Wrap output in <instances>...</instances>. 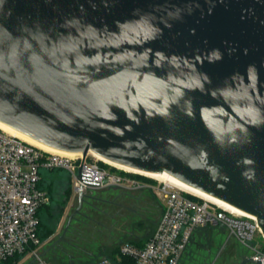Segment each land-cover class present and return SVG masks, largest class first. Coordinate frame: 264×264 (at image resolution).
Listing matches in <instances>:
<instances>
[{
	"label": "water",
	"instance_id": "1",
	"mask_svg": "<svg viewBox=\"0 0 264 264\" xmlns=\"http://www.w3.org/2000/svg\"><path fill=\"white\" fill-rule=\"evenodd\" d=\"M0 122L167 173L264 234V0H0Z\"/></svg>",
	"mask_w": 264,
	"mask_h": 264
},
{
	"label": "built area",
	"instance_id": "2",
	"mask_svg": "<svg viewBox=\"0 0 264 264\" xmlns=\"http://www.w3.org/2000/svg\"><path fill=\"white\" fill-rule=\"evenodd\" d=\"M85 160L82 156L70 159L49 153L0 129V264H50L41 253L38 236L39 211L50 201L48 191L41 186L44 172L69 171L75 197L90 188L88 183H97L99 187H139L124 176L89 165ZM157 192L164 201V211L143 247L121 246V256L131 259L126 264H179L195 230L208 225L225 229L229 237L252 252L249 258L254 264H264V234L256 217L240 214L175 185L163 183ZM257 236H261V243H254ZM97 264L117 263L102 259Z\"/></svg>",
	"mask_w": 264,
	"mask_h": 264
},
{
	"label": "rangeland",
	"instance_id": "3",
	"mask_svg": "<svg viewBox=\"0 0 264 264\" xmlns=\"http://www.w3.org/2000/svg\"><path fill=\"white\" fill-rule=\"evenodd\" d=\"M76 162V164L78 165L79 162H81V159L77 160ZM85 163L94 166L96 165L102 170L109 171L117 175H121L120 172L132 174V172H127L111 165H108L98 160L93 154L90 153L86 157ZM124 177L129 179L130 182L138 184L139 187H128L122 184H111L108 186L101 187L103 188L101 190L91 189L90 195L93 197H108L110 195H120L121 192L125 190H135V193L137 195H135L136 198H133L132 201L135 203H140L142 202L141 200H143L142 203H146V205L142 204L143 206H145L146 209L142 219L146 221L152 219L155 221L156 224L159 221V218L161 217V207L159 204V200L161 199V197L159 196L157 189L165 182L158 178L148 177L156 182V184L152 186L148 183H142L138 179H135V177ZM43 182L45 185H52V197L51 201H49L52 216L50 215V212L49 214H42L43 222L45 223L46 227H49L52 230V235L43 240L41 248L42 255L47 254V257L56 264H86V262L90 260L88 258H91L90 254L88 255L81 251L78 252L77 249H74L68 243L70 240H73L72 236H74L73 233L76 231L77 228H88L85 226L86 224H84L86 221L81 224L79 219L76 218L74 220H71L67 228L70 216L76 211L79 205L78 197L72 195L70 199L66 198V192L70 191L71 189L73 190L72 175L67 170L54 169L46 172L43 175ZM151 187L156 190L155 193L150 191ZM139 189H144V191L147 192L138 193L140 192L137 191ZM161 203L164 204L163 199H161ZM88 208V206L84 205L83 212H87L94 219H102L104 217L102 215H97L95 211L88 212ZM155 212L157 213L155 214ZM137 227L140 228V226ZM65 230L66 233L64 234ZM151 231H149L146 235L143 231H137V235L134 238L137 240L142 238L143 242H147L154 233H152ZM254 241V243H261V236H257ZM190 248H193L196 253L193 255V257H191V251L186 252L180 264H235L241 263L243 257L249 258L252 255V252L250 250L237 243V241L233 238L229 237L227 231L223 228L215 230L206 229L205 231L198 232L197 236H195L192 247ZM198 250L201 251L198 253ZM100 258L102 257H97L96 260L92 261L91 263L89 262V264H96V262ZM117 260L119 261L121 259L117 257Z\"/></svg>",
	"mask_w": 264,
	"mask_h": 264
},
{
	"label": "trees",
	"instance_id": "4",
	"mask_svg": "<svg viewBox=\"0 0 264 264\" xmlns=\"http://www.w3.org/2000/svg\"><path fill=\"white\" fill-rule=\"evenodd\" d=\"M46 172L42 174L41 186L48 191L51 201L52 185L51 184L45 185L43 182V175ZM120 173L121 175L124 176L133 177V178L135 177V179H138L142 183H148L152 186L156 184L154 180L148 178L149 176H145L140 173H135V174L133 173L128 174L126 172H120ZM91 189L101 190L103 188L101 187L89 188L88 190H86L84 192L82 207L79 210V212L76 213L75 216L72 218V220H74L75 218L79 219L81 224H83L84 221H86L84 224H86L85 226L88 228L87 229H83L82 227L77 228L76 231L73 233L74 235L72 236L73 240L72 241L70 240L68 243L74 249H77L78 252L81 251L84 252L85 254L88 255L90 254L91 258H88L90 260H88L86 264L87 263L89 264V262L91 263L92 261L96 260L97 257H102V258H100L96 262V264L104 258L110 259L116 262L117 264H126L130 262L131 259L121 256L120 254L121 246L124 244H132L137 247H143L146 242H143L142 238L138 240L134 238L137 235V231H143L145 235L151 230H152L151 232L153 233L159 221L155 224V221L152 219L148 221L142 219V217L144 216V212L146 211L145 206L143 205H146V203H142L143 200H141L142 202L140 203L139 202L135 203L132 201L133 198H136L135 195H137L135 193V190L133 191L125 190L121 192L120 195H116V196L110 195L108 197H102V196L93 197L90 195ZM137 191H140L138 193L147 192L144 191V189H139ZM150 191L153 193L156 192V190L153 187L150 188ZM73 193L74 192L72 189L70 191H67L66 198L70 199ZM194 199L197 200L196 197H194ZM159 204L161 207V215H162L164 211V204L161 203V199L159 200ZM84 205L89 207L88 212L95 211L97 215L100 216L102 215L104 217L102 219L101 218L94 219L87 212H83ZM50 209H51L50 203H48L42 206V208L39 211L40 225H39L38 236L40 238L41 243H43V240L45 238H48L52 235V230L49 227L45 226V223L43 222L42 219L43 213L49 214L50 212V215L52 216ZM156 213L157 212H155V214ZM137 226H140V228H138ZM206 229L215 230V229H219V227L208 225L205 227L197 228L192 236V239L185 253L191 251V257H193V255L196 252L195 250H193V248L190 247H192L195 236H197L198 232L205 231ZM200 251L201 250H198V253ZM43 256L50 264H56L47 257V254ZM117 257H119L121 260L118 261Z\"/></svg>",
	"mask_w": 264,
	"mask_h": 264
},
{
	"label": "bare ground",
	"instance_id": "5",
	"mask_svg": "<svg viewBox=\"0 0 264 264\" xmlns=\"http://www.w3.org/2000/svg\"><path fill=\"white\" fill-rule=\"evenodd\" d=\"M0 129L3 130L6 133H9V134H11V135H13V136H15L17 138H20L23 141H25V142H27L29 144H32V145H34V146H36L38 148H41L42 150H45V151H47L49 153H52V154L65 156V157L70 158V159H78V158H81V156H82V154H80V153L58 150V149L49 147L47 145H44V144H42V143H40L38 141L33 140L32 138H30L28 136L16 131L15 129L11 128L10 126H8L6 124H3L2 122H0ZM90 154H93L98 160H100V161H102V162H104V163H106L108 165H111L113 167L119 168V169L127 171V172L140 173V174H143L145 176L152 177V178H158V179L162 180L163 182H165L167 184H171V185H175V186L181 187V188L187 190L188 192H190L191 194H193L195 196H198L200 198L209 200V201L214 202V203H216V204H218L220 206L226 207V206L222 205L219 200L214 199V198H212L210 196H207V195L200 194L197 189H194V188L184 184L180 180L176 179L175 177H173V176H171V175H169L167 173H160V174L141 173V172L136 171L134 169H131V168H128V167H124V166L115 164L113 162H110V161L98 156L97 154H95L93 152H90ZM226 208L234 210L235 212H238L240 214L251 215V214H249L247 212L239 211V210L232 209V208H229V207H226ZM251 216H253V215H251Z\"/></svg>",
	"mask_w": 264,
	"mask_h": 264
}]
</instances>
